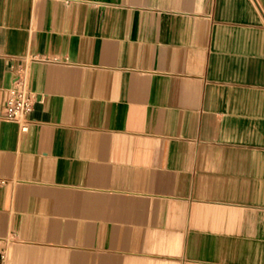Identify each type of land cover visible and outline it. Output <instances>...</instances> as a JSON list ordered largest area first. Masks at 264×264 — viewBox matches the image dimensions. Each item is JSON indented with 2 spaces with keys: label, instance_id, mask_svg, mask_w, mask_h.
Instances as JSON below:
<instances>
[{
  "label": "crops",
  "instance_id": "obj_1",
  "mask_svg": "<svg viewBox=\"0 0 264 264\" xmlns=\"http://www.w3.org/2000/svg\"><path fill=\"white\" fill-rule=\"evenodd\" d=\"M17 74L0 264H264V0H0Z\"/></svg>",
  "mask_w": 264,
  "mask_h": 264
},
{
  "label": "built area",
  "instance_id": "obj_2",
  "mask_svg": "<svg viewBox=\"0 0 264 264\" xmlns=\"http://www.w3.org/2000/svg\"><path fill=\"white\" fill-rule=\"evenodd\" d=\"M32 61H49L47 57H31ZM34 96L27 89L26 82L22 76L17 74L14 83L7 90L3 101L0 119L15 121L32 111Z\"/></svg>",
  "mask_w": 264,
  "mask_h": 264
}]
</instances>
